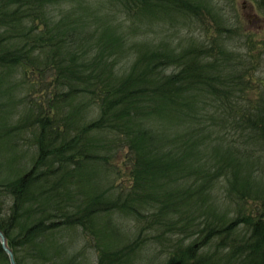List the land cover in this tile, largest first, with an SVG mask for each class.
I'll list each match as a JSON object with an SVG mask.
<instances>
[{"label":"trees","instance_id":"16d2710c","mask_svg":"<svg viewBox=\"0 0 264 264\" xmlns=\"http://www.w3.org/2000/svg\"><path fill=\"white\" fill-rule=\"evenodd\" d=\"M224 9L0 0V228L17 264H133L147 230L163 264H264V77ZM206 17L217 33L195 37Z\"/></svg>","mask_w":264,"mask_h":264},{"label":"rangeland","instance_id":"374dc122","mask_svg":"<svg viewBox=\"0 0 264 264\" xmlns=\"http://www.w3.org/2000/svg\"><path fill=\"white\" fill-rule=\"evenodd\" d=\"M227 4H230L229 1H227ZM231 5V4H230ZM225 1H222V7L224 8ZM232 6H233V12L232 10L228 9L225 10L226 14L232 18L234 16V19L232 20L233 23L237 24V27L235 29V39H236V45L244 50L250 49L251 52L254 55V64L256 69H252L248 75L250 80H254V78L258 77H264V64L262 61L263 55L259 58L260 54L264 53V12L256 6V4L251 1V0H232ZM209 18L206 17L203 19V24H205L204 28H200L194 33L195 37H198L200 39H205L206 37H209L211 34H216L217 29L211 27L212 24L208 21ZM206 29V32L205 30ZM231 37H233L231 35ZM234 39V37H233ZM253 40L251 42L252 46L250 45L249 48L246 49V43ZM255 85V84H253ZM121 155L122 153L119 152L116 154L114 159L111 160V162L114 164H120L121 163ZM118 179L120 180V184L125 183L127 185L128 179L125 175L120 176L118 175ZM227 205V203H225ZM250 208L254 205V203L249 202ZM224 206L223 209L228 208L227 206ZM229 210V209H228ZM234 212H230V216H232ZM143 224L139 223H129V226H127L128 229L131 231L136 232L139 230V227H142ZM238 230L244 229V225L240 224ZM135 233L131 232L130 238L132 239ZM156 234V231L152 230H147L145 234H142L141 237H146V243L145 247L146 249L142 250L138 257V253L136 254L134 258V263L133 264H148V256L149 255H155V260L156 262H160L167 257L168 255V249L163 248V246L158 243L152 235ZM179 238L177 235H172L171 239L175 240ZM185 238V237H183ZM190 239L185 238L184 242H188ZM162 242L168 246L169 241L168 240H162ZM81 246L84 247V251L88 253L89 255V260L92 261L95 256V248H94V243L89 241L87 236L84 237ZM177 251L179 249L177 248ZM171 253V252H170ZM86 262L89 264V262L86 260ZM164 261L161 262L163 264ZM85 264V263H84Z\"/></svg>","mask_w":264,"mask_h":264},{"label":"water","instance_id":"95a60500","mask_svg":"<svg viewBox=\"0 0 264 264\" xmlns=\"http://www.w3.org/2000/svg\"><path fill=\"white\" fill-rule=\"evenodd\" d=\"M0 247L2 251L6 254L9 264H17L14 252L12 248L9 246L8 239L1 228H0Z\"/></svg>","mask_w":264,"mask_h":264}]
</instances>
